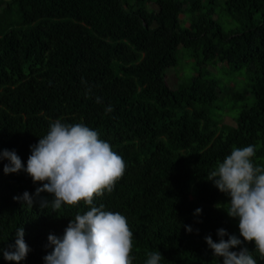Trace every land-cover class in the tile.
Segmentation results:
<instances>
[{
	"label": "trees",
	"instance_id": "obj_1",
	"mask_svg": "<svg viewBox=\"0 0 264 264\" xmlns=\"http://www.w3.org/2000/svg\"><path fill=\"white\" fill-rule=\"evenodd\" d=\"M201 1L188 0L184 10L182 0H0V151L15 150L26 167L30 146L55 120L98 131L126 169L94 205L127 218L133 264H145L153 251L162 254L160 264H223L204 238L219 242L220 228L239 237V220L224 211L228 198L207 175L233 147L255 145L253 161L264 166V0H223L237 24L229 31L213 17L215 0ZM179 45H201L202 60L252 72V101L230 129L211 114L216 79L199 70L189 84L166 83L163 72L177 63ZM109 105L114 110L106 113ZM7 163L0 160V248L13 245L23 226L30 251L19 264H45L49 234L62 237L88 206L81 201L57 214L39 203L22 207L13 197L41 185L23 171L5 174ZM246 246L264 264L254 243ZM0 264L16 262L0 253Z\"/></svg>",
	"mask_w": 264,
	"mask_h": 264
},
{
	"label": "clouds",
	"instance_id": "obj_2",
	"mask_svg": "<svg viewBox=\"0 0 264 264\" xmlns=\"http://www.w3.org/2000/svg\"><path fill=\"white\" fill-rule=\"evenodd\" d=\"M113 110L111 105L105 108L106 113ZM30 149L26 167L15 150L0 151V160L8 161L3 166L5 174L23 171L33 184L41 185L34 194L25 191L14 200L28 208L39 203L41 209L51 208L56 214L64 206H79L81 201L88 206L86 212H77L70 219L62 237L49 234L46 247L52 250L43 258L45 264H133L134 234L127 218L106 211L103 204L94 205V197L111 193L124 175L123 158L100 139L98 131L82 122L70 124L60 119L52 122L47 134ZM255 154V145L233 147L206 178L228 198L224 210L227 215L239 220V237L220 228L219 242H214L210 234L204 238L213 257L222 258L223 264H257L247 243H254V251L264 260V166L254 163ZM42 193L50 194L52 199ZM201 213L202 209L197 208L194 215ZM184 227L188 233L193 232L191 226ZM15 233V243L8 249L0 248V253L4 260L19 264L30 248L24 240V227H18ZM237 247L238 251L232 250ZM146 255L145 264H160L163 259L159 251Z\"/></svg>",
	"mask_w": 264,
	"mask_h": 264
},
{
	"label": "rangeland",
	"instance_id": "obj_3",
	"mask_svg": "<svg viewBox=\"0 0 264 264\" xmlns=\"http://www.w3.org/2000/svg\"><path fill=\"white\" fill-rule=\"evenodd\" d=\"M185 2L184 10L187 9L188 0ZM203 1L206 4L205 0ZM215 12L213 17L221 24L224 31H229L236 27V22L227 14L222 8L224 6L223 0H215ZM156 9L154 4L150 5ZM181 26L188 25L187 16L184 13H178ZM177 63L167 67L163 76L166 83L171 88L189 84L192 77L202 70L205 76L212 77L217 80L220 95L215 101L211 114L212 117L219 120L220 129L224 131L230 129L235 124V117L238 115L243 106L249 105L252 101L250 94V84L252 72H249L246 66L239 69H232L229 63L221 62L217 59L202 60L203 53L201 45L195 46L190 49L179 45L176 51ZM226 91V92H225ZM243 93V97L234 98L233 93Z\"/></svg>",
	"mask_w": 264,
	"mask_h": 264
}]
</instances>
